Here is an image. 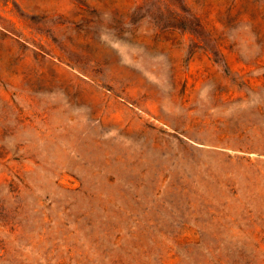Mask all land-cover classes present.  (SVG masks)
Returning <instances> with one entry per match:
<instances>
[{
  "label": "rangeland",
  "instance_id": "rangeland-1",
  "mask_svg": "<svg viewBox=\"0 0 264 264\" xmlns=\"http://www.w3.org/2000/svg\"><path fill=\"white\" fill-rule=\"evenodd\" d=\"M0 264H264V0H0Z\"/></svg>",
  "mask_w": 264,
  "mask_h": 264
}]
</instances>
